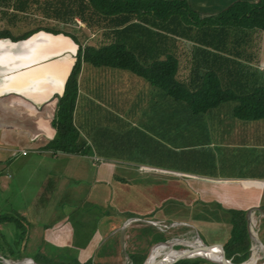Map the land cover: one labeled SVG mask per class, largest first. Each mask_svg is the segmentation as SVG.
<instances>
[{
	"label": "crops",
	"instance_id": "crops-1",
	"mask_svg": "<svg viewBox=\"0 0 264 264\" xmlns=\"http://www.w3.org/2000/svg\"><path fill=\"white\" fill-rule=\"evenodd\" d=\"M21 1L22 6H17L15 0H0V33L7 31L0 34V196L22 189L24 181L25 187L36 188L37 201L46 204L34 226L27 220L29 210L0 209V249L8 253L1 252V257L31 259L25 253L28 249L39 251L43 248L41 243L54 244L55 237L64 233V227H76L61 217L56 223L59 231L54 234L48 220L56 218L55 209L66 195L78 196L83 181L90 185L87 201L98 207V212L82 216V223L76 227L81 235L102 216L106 226L95 233L119 224L107 222L110 208L114 207V215L124 216L123 224L128 222L126 217L133 223L132 233H128L127 226L122 229L123 242L131 243L132 236L137 234L135 241L147 240L148 251L155 244L168 246L174 242L175 231L183 234L181 238L194 233L182 231L180 226L193 228L198 236L210 233L213 227L224 233L225 225L232 232V211L246 214L248 228L260 226L264 221V120H239L234 108L228 113L220 108L193 114L185 102H177L127 70L84 64L74 123L89 152L72 155L48 149L56 137L53 124L59 97L64 94L79 45L62 33L36 31L39 27L62 32L67 31L63 27H70L77 31L78 25L86 23L78 17H64L62 0ZM186 1L204 18L218 15L235 2L257 0ZM12 15L16 17L14 25L32 23L29 17L41 21V25L15 35L4 28ZM102 28L103 32L90 36L70 31L79 35L83 47L99 48L113 39L107 33L110 30ZM146 36L134 35L123 40L147 41L150 45ZM84 41L90 45L85 46ZM186 43L188 46L171 45V53L179 61L178 79H193L198 84L207 72L218 70L215 64L220 61L206 60V53L197 52ZM247 62L248 73L264 74V67L254 59ZM116 140L122 147L118 154L131 153V146L135 148L134 158L106 156L105 151H111ZM115 163H122L125 172L133 173L120 177ZM27 167L44 171L38 183L28 177L24 171ZM46 209L47 213H43ZM145 230L151 234L145 232L142 236ZM229 236L227 241L231 233ZM104 240L99 236L94 242L100 245ZM147 255L137 264H144Z\"/></svg>",
	"mask_w": 264,
	"mask_h": 264
},
{
	"label": "trees",
	"instance_id": "trees-1",
	"mask_svg": "<svg viewBox=\"0 0 264 264\" xmlns=\"http://www.w3.org/2000/svg\"><path fill=\"white\" fill-rule=\"evenodd\" d=\"M15 1L17 6H22L21 0ZM61 13L72 20L80 18L87 29L106 26L113 39L99 48L83 47L78 41L79 35H85L82 32L77 36L64 30L37 28L36 33H62L79 45L64 94L59 97L53 124L56 137L48 149L72 155H87L89 152L74 123L79 78L84 64L127 70L177 102H185L193 114L214 112L236 102L234 114L239 120H264V74L256 70L258 73H248L250 65L246 62L256 58V51L249 50L244 40L249 31H264V0L238 1L218 15L204 18L193 11L186 0H62ZM134 35H148L150 45L147 41L130 43L123 40ZM186 42L193 50L206 53V60L220 61L215 64L218 70L207 72L198 84L193 79L190 82L178 79L179 61L171 53V45L182 43L188 46ZM145 51L146 54H141ZM151 51L153 54L150 55ZM240 61H245V65H240ZM230 213L233 229L227 242L229 248L224 249L228 257L239 260L250 250L247 217L238 211ZM236 244L238 250L233 248ZM222 251V248L218 249L220 254ZM240 253L243 255L239 256ZM185 261L198 263L183 260L176 264Z\"/></svg>",
	"mask_w": 264,
	"mask_h": 264
},
{
	"label": "rangeland",
	"instance_id": "rangeland-1",
	"mask_svg": "<svg viewBox=\"0 0 264 264\" xmlns=\"http://www.w3.org/2000/svg\"><path fill=\"white\" fill-rule=\"evenodd\" d=\"M8 18L12 20H6V23L8 25H5L4 28L10 29L15 35H19L23 32H27L30 28L33 29V27L41 25L40 23L41 21L37 20L36 22V19H33L32 17L27 18L32 23L27 22L24 25H20V24L14 25L13 22L15 21L16 17L14 18L13 15L12 17L8 16ZM78 27H80V29H78L77 31H74V29L70 27H63V28L67 29L68 33H71V31L74 33L82 32L83 34L85 33V35H89V36L92 34L100 33L101 31L103 32L104 30L102 27L101 28L95 27L93 29L92 28L87 29L86 25L85 26L78 25ZM11 31L10 33H12ZM234 33L236 34V32ZM238 35H243V33L238 32ZM244 40H245L246 47L249 50L256 51V58L254 57L255 62L258 65L264 67V31H261V32L260 31H254V32L249 31L248 36ZM84 44H87L85 46L90 45V43L86 41H84ZM242 64L245 65V61H240V65ZM233 105H236V104L230 103V105H226L222 109L225 111V113H228L230 109L234 108ZM133 141H135V139ZM114 144H115V147L111 148V151L109 152L105 151L106 156H109L110 158H121V157L126 158L130 155L131 158H134L135 156L134 147L130 146V148L132 149L131 153L125 152V155H122V154H118L117 152V150L120 152V149H122V147L119 148L118 141L116 140ZM113 149H115L116 152L113 151ZM123 149L125 151L126 148L124 147ZM124 151H121V152H124ZM159 162H162V161H159ZM115 165L116 167H118L117 173L119 174L120 177H123L125 174H127V172L133 173L130 170H129L130 172L128 170L127 172H125V170L122 169L124 168L125 165H123L122 163L121 164L115 163ZM24 171L27 172L28 177H31L35 181L34 184L38 183L39 179L42 177V174L44 172L42 171V169H37L35 167L33 168L27 167ZM125 179L128 180V178H125ZM18 180L20 181L21 179H18ZM22 186H23L22 189H15L14 191L10 192L9 195L6 194L4 196H0V209L6 210V212L7 211L16 212L19 209L25 208L29 210V213H30V219L27 218V220L30 223H32V225L34 226L35 222L40 220L39 217L41 216L43 207L45 206L46 203L42 204L40 203V201L39 202L37 201V196L35 195L36 188L30 185L28 187H25L24 181L22 182ZM79 187L82 190L80 193H78V196L72 195V194L68 196L66 195L64 197L65 199L64 202L59 203V207L57 205L56 207L57 209H55L56 218L50 217V219L48 220L49 221L48 227L52 226V228L50 229L52 230L54 229V234L58 233L59 231V226L56 223L58 219H60L61 217H63V219H68L70 223L78 227V225L82 223L83 215H86V214L91 215V214L98 212V207H96L93 203H89L90 201H87V195H88L87 189L88 190L90 189V185L83 181L80 183ZM101 209L103 208L101 207ZM110 209L112 212H110V218H108L109 221L107 222L109 224H111L112 222L119 223V224H116L114 227H112V224H111L110 228L100 229V230H97L98 232L95 233L96 229L103 228L106 226V220L103 219L105 218V216H102L103 218L100 217L92 221L87 227L88 230L86 229L84 230L83 235H81L78 232L76 227H73V229H70L69 227H64V233L61 236L55 237L54 244L41 243L43 248L40 249L39 251L35 249H28V251H26L25 253L28 254L31 259L36 261L37 262L36 264H39V263L45 264L48 262L53 263V264H88V263L90 264H126L128 262H133L137 264L138 260H141V258L146 256L147 254L148 255H147V258L144 260L145 261L144 264H148L152 253L154 252L157 253V251H159V254H158L159 256L157 255L158 257L156 256L155 258L152 259V261L155 260V262H158V263H154L151 261V264H159L160 263L159 260L163 259L165 255H171V254L176 253V251L180 252L183 250H188L190 253L192 252V249L188 248L185 245L175 246L174 249L172 250L169 248H164L162 250H159L161 248L160 246L164 245L161 243L153 245L150 251H148L147 243H145L147 240L142 243H138L137 241H135L136 239L135 237L137 234L132 236V240H131L132 244L129 241L123 242L122 238H123L124 233L122 229H124V226H127L126 228H129L128 233H132L133 223L132 221H129L131 219L130 217H126L128 218L127 219L128 222H124L123 224V222L121 221L125 219L123 218L124 216L114 215L116 213L115 207L110 208ZM43 213H47V209ZM263 225H264V221L263 222L261 221L260 226L257 225L256 227H254L253 225L251 226V228H248V232H249L248 238L250 240L249 245L251 246V249L247 251L245 257L240 258L239 260L231 257V259L234 260L233 261L234 263L236 264H264V229H262ZM179 228H182L181 229L182 231L189 230L194 233L184 234L185 238H181L183 234L175 231L176 237H175L174 242L184 240V241H188V242L196 244L197 242L204 240L206 245L215 246V248L217 249H221L219 245H216L218 243H222L223 244L221 245L222 247L229 248L228 243H227L228 242L227 238L230 237L229 234L232 232L229 231V228H227L226 225L224 226V229H225L224 233H220L221 231L220 228L213 227L211 228L210 233H208L209 232L208 231L204 234H199L202 240L199 238L198 234L195 233L193 228H187L183 226H180ZM145 232L147 233V235L151 234L149 231L145 230L144 233H142V236L145 235ZM160 233L162 232L160 231ZM99 236H101V241H103L107 237L104 240V242L101 243L100 245L95 244L94 242L96 239L99 238ZM69 239H72L71 244H68ZM138 239H140L139 235H138ZM252 239L254 240L253 243H252ZM240 240H241V237H240ZM259 240L261 241V243H259ZM122 243H124L125 249L122 247ZM237 244L233 245L234 250H238L239 247ZM0 248H1V245H0ZM156 248H159V249H156ZM14 250H17V246L14 247ZM1 252H3L6 255L8 254V253H5L4 250L0 249V253ZM12 252H13V249H12ZM249 252H250V255H248ZM16 254L17 255L19 254L18 250ZM241 255L243 254L240 253L239 256ZM13 257L11 258L9 257L10 259L8 260L14 264H28L29 261L33 262L29 258H25V257L23 258V256H20L19 258L18 256L14 258ZM191 261L198 262L196 264H213L211 262L205 261L198 257L191 258ZM182 263L188 264L187 261L182 262ZM0 264H5V263L3 260H0Z\"/></svg>",
	"mask_w": 264,
	"mask_h": 264
},
{
	"label": "bare ground",
	"instance_id": "bare-ground-1",
	"mask_svg": "<svg viewBox=\"0 0 264 264\" xmlns=\"http://www.w3.org/2000/svg\"><path fill=\"white\" fill-rule=\"evenodd\" d=\"M197 242V241H196ZM187 245H191L190 247H188V248H190V249H192V252L190 253L188 250H183V251H176V253H174V254H171V255H165V257H164V259L165 260H163V261H167V262H171V261H173L174 259L176 260V259H178V258H181V257H185V256H192V257H195V256H200V255H203V256H207V257H209V258H211L212 260H214V261H216L218 264H223V261L221 260V255L222 254H220L219 252H218V249L217 250H209V251H198L199 250V248H198V245H200L199 244V242H197L196 244H198V245H196V244H188V243H186ZM161 248L159 249V248H156V249H159V250H162V249H164V248H167V247H171V244H169L168 246L167 245H161L160 246ZM155 249V250H156ZM213 249V248H212ZM154 250V251H155ZM207 252V253H206ZM159 254V251H157V253H152V255H151V257H150V260H149V262H148V264H151V261H152V259L153 258H155L157 255ZM159 256V255H158ZM157 256V257H158ZM177 256V257H176ZM161 259V258H160ZM155 261V260H154ZM28 264H35V262H28Z\"/></svg>",
	"mask_w": 264,
	"mask_h": 264
},
{
	"label": "water",
	"instance_id": "water-1",
	"mask_svg": "<svg viewBox=\"0 0 264 264\" xmlns=\"http://www.w3.org/2000/svg\"><path fill=\"white\" fill-rule=\"evenodd\" d=\"M185 243H190V244H192L191 242H188V241H184V240H180V241H177V242H173V243H171V247L169 248V249H174V247L175 246H178V245H185V246H187V247H190L191 245H186ZM193 244H195V243H193ZM199 244L200 245H198V244H196V245H198V248H199V250L198 251H209V250H217L216 248H215V246H209V245H206V244H204L202 241H199ZM220 247H222V246H220ZM213 248V249H212ZM223 248V247H222ZM207 253V252H206ZM195 257H198V258H200V259H203V260H207V261H210V262H213V263H215V264H218L216 261H214V260H212L211 258H209V257H207V256H203V255H200V256H195ZM195 257H192V256H185V257H181V258H178V259H174L173 261H171V262H164V261H162V260H165L164 258L163 259H161V260H159V264H176V263H178V262H180V261H183V260H191V258H195ZM0 260H3L4 261V263L5 264H14V263H11L8 259H6V258H4V257H1L0 256ZM221 260L223 261V264H236V263H234L233 261V259H231L230 257H228L227 256V254H226V252H225V250L223 249V251H222V255H221ZM36 264V263H35ZM50 264H53V263H50Z\"/></svg>",
	"mask_w": 264,
	"mask_h": 264
},
{
	"label": "built area",
	"instance_id": "built-area-1",
	"mask_svg": "<svg viewBox=\"0 0 264 264\" xmlns=\"http://www.w3.org/2000/svg\"><path fill=\"white\" fill-rule=\"evenodd\" d=\"M80 23V22H79ZM219 246H221V245H219ZM222 248V247H221ZM224 248H222V250H223Z\"/></svg>",
	"mask_w": 264,
	"mask_h": 264
}]
</instances>
